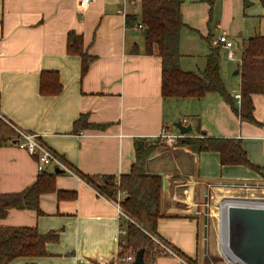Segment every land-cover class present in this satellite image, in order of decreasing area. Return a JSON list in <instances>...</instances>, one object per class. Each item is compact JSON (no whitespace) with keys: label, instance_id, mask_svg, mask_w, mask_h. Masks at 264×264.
<instances>
[{"label":"crops","instance_id":"crops-1","mask_svg":"<svg viewBox=\"0 0 264 264\" xmlns=\"http://www.w3.org/2000/svg\"><path fill=\"white\" fill-rule=\"evenodd\" d=\"M123 2L95 0L80 9L79 0H0V112L19 128L42 136L95 184L48 169L56 175L57 191L40 197V213L12 209L0 226L36 228L43 235L56 234L57 241L47 244V256L10 264H120L119 229H127V222H120L113 205L97 192L103 178L130 173L139 150L149 153L145 173L163 178L158 236L195 264H213L211 227L220 217L225 257L244 264L228 246L227 211L232 205L264 206V201L256 200L258 196L235 200L241 197L227 193L254 191L264 198V170L223 166L219 153L172 148L159 136L164 130L182 136L175 127L181 121L192 127L191 137L240 140L250 162L264 169V95L252 96L260 124L242 121L217 93L202 100L165 99L161 59L145 52V31L129 27L119 13ZM250 2L245 7L244 0H183L181 68L203 71L210 46L221 33L240 53L248 38L264 36V0ZM140 7L130 8L128 15H141ZM71 35L81 36L95 58L85 74L82 59L68 52ZM221 71L227 88L231 74L228 68ZM45 72L58 73L60 94L41 93ZM238 81L236 93L227 88L236 104ZM182 105L184 113L178 111ZM83 116L87 128L76 126ZM39 175L35 158L16 146L15 135L0 145L1 193L24 192ZM58 191L65 194L60 197ZM156 264L180 263L158 257Z\"/></svg>","mask_w":264,"mask_h":264},{"label":"trees","instance_id":"trees-1","mask_svg":"<svg viewBox=\"0 0 264 264\" xmlns=\"http://www.w3.org/2000/svg\"><path fill=\"white\" fill-rule=\"evenodd\" d=\"M250 1L244 0L245 7L250 5ZM182 4L183 0H142L141 15L132 14L127 17L129 27L141 24L145 28V52L149 55L155 54L161 59L163 97L202 100L209 93H217L231 105L242 121L260 124L254 117L255 106L252 96L264 95V36L250 37L242 46L239 63L241 104L238 105L228 94L224 83L221 71V46L213 44L210 46L203 71L188 72L181 68V32L186 27L181 12ZM211 40L212 36L207 38V41ZM68 52L82 59V74H85L95 61V58L85 50L81 36L69 37ZM40 91L43 95L60 94L62 85L58 73H43ZM76 126L89 127L86 117H81ZM13 135L15 132L9 125L0 124V145ZM178 145L188 147L197 153H219L223 166H245L255 172L264 170L250 162L240 140L187 135L179 140ZM148 155L149 153L144 150H139L137 161L130 173L122 175L119 179L107 176L103 178V187H98V191L109 198H115L118 192H123L125 194L123 207L136 222L127 223L125 243L120 244V264L130 256V251L136 254L143 249L145 264H151L157 253L149 234L158 236L157 228L162 216L163 178L161 175L145 173V160ZM77 173L88 184H94L93 180L85 178L78 171ZM55 179L56 175L45 172L41 173L35 184L24 192L13 194L0 192V221L6 218L12 209H31L40 213V197L57 191ZM58 194L62 197L65 192L58 191ZM71 195L75 197L74 194ZM56 237L54 233L43 235L31 227L0 226V264H10L19 258L47 256V244L57 241Z\"/></svg>","mask_w":264,"mask_h":264},{"label":"built area","instance_id":"built-area-1","mask_svg":"<svg viewBox=\"0 0 264 264\" xmlns=\"http://www.w3.org/2000/svg\"><path fill=\"white\" fill-rule=\"evenodd\" d=\"M95 0H79L80 9L87 8L91 5ZM142 0H124L122 4V8L119 13L123 16L128 17V10L136 9L141 6ZM135 27L138 30H144L145 28L141 24H136ZM214 46H221L222 48L228 51V59L232 62L236 61V55L233 51L234 42L226 33H221L214 41ZM240 63V60H239ZM238 63V64H239ZM235 99L237 104H241V94L238 93L235 95ZM5 123L9 125L15 132L16 138V146L21 150L27 152L30 156L34 157L37 164V170L39 174L48 172V169L53 168L55 170H59L62 174L69 176H77L81 178V176L77 173L76 169L73 168L68 162L51 148H49L46 143L43 141L42 136L36 133H31L25 131L15 124H13L8 118H6L0 112V124ZM185 136H177L168 133L166 130L162 132L159 136V139L163 140L165 144L169 146H176L179 140L183 139ZM83 179V178H82ZM99 195L105 197L107 201H109L117 212V216L119 221H125L128 224H136V222L132 219V217L127 213V211L123 207V200L125 194L123 192H118L115 198H109L105 195L97 192ZM119 229V235L122 238L120 244H124V238L127 236V229L123 228ZM151 240L156 246L157 253L155 254V260L151 264H156V258L158 257H168L176 259L180 264H195L190 258L182 254L179 250H177L171 243L162 239L161 237L155 234H149ZM135 263V254L133 251H130V256L123 260V264H134Z\"/></svg>","mask_w":264,"mask_h":264},{"label":"water","instance_id":"water-1","mask_svg":"<svg viewBox=\"0 0 264 264\" xmlns=\"http://www.w3.org/2000/svg\"><path fill=\"white\" fill-rule=\"evenodd\" d=\"M235 74L238 75L239 71L236 70ZM175 127L183 136L192 131L191 126H185L181 121L175 123ZM56 172L62 174L59 170ZM225 200L219 205L220 210ZM227 235L229 249L244 264H264V206H230L227 211ZM207 259L212 263L209 257ZM134 264H145L143 249L135 254Z\"/></svg>","mask_w":264,"mask_h":264},{"label":"rangeland","instance_id":"rangeland-1","mask_svg":"<svg viewBox=\"0 0 264 264\" xmlns=\"http://www.w3.org/2000/svg\"><path fill=\"white\" fill-rule=\"evenodd\" d=\"M136 9L139 10V7H137ZM185 40L188 42H192V41H189L186 37H185ZM233 51L235 52L237 60L234 62H231L228 59V51L224 48H222V50H221V58H222L221 59V67H222V69H225V68L229 69L231 77H229V80L227 82L228 83L227 88L230 89L231 91H233L236 87H238V83H239L238 80L240 78L239 76H233V73L237 69H239V67L237 68V65H238L239 60H240V51H239L238 47L236 48V50L233 49ZM201 56H202V54H200V57ZM200 57L198 56V58H200ZM198 58L195 57V61L200 63L201 59H198ZM236 92H237V90H234L233 93H236ZM183 108H184V105L179 106L178 111L179 112L181 111V113H184ZM171 127H174V126H171ZM189 135L190 134H188V136ZM163 144H165V143L163 142ZM165 145L169 146L167 144H165ZM176 146H169V147L173 148ZM223 194H225V193H220L218 195H223ZM251 195H253L255 197H250ZM227 196L241 197V198L246 196V198H255L256 199L257 196H258L257 198H260L259 196H261V195H259V193H256L254 191H239V192L232 191V193H229V194L227 193ZM235 200H238V199H235ZM239 200H242V199H239ZM243 200H245V199H243ZM251 200H253V199H251ZM223 226L224 225L222 224L220 217L214 219L212 222V227H211L212 243H213V246L215 247V249L213 251V254L211 255V260L213 261V264H237L236 262L232 263L231 261H229L224 255V252L222 249V241H223V233L222 232L224 230Z\"/></svg>","mask_w":264,"mask_h":264},{"label":"flooded vegetation","instance_id":"flooded-vegetation-1","mask_svg":"<svg viewBox=\"0 0 264 264\" xmlns=\"http://www.w3.org/2000/svg\"><path fill=\"white\" fill-rule=\"evenodd\" d=\"M257 199H262L263 200L264 198H257Z\"/></svg>","mask_w":264,"mask_h":264}]
</instances>
